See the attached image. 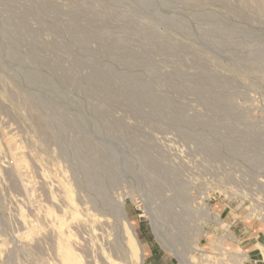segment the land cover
Wrapping results in <instances>:
<instances>
[{
  "label": "rangeland",
  "instance_id": "obj_1",
  "mask_svg": "<svg viewBox=\"0 0 264 264\" xmlns=\"http://www.w3.org/2000/svg\"><path fill=\"white\" fill-rule=\"evenodd\" d=\"M223 212L264 221V0H0V264H243Z\"/></svg>",
  "mask_w": 264,
  "mask_h": 264
},
{
  "label": "crops",
  "instance_id": "obj_2",
  "mask_svg": "<svg viewBox=\"0 0 264 264\" xmlns=\"http://www.w3.org/2000/svg\"><path fill=\"white\" fill-rule=\"evenodd\" d=\"M220 217L229 223L230 241L240 250L243 264H264V221L223 212ZM147 245L146 264H181L170 259L166 253L153 243L150 234L144 232Z\"/></svg>",
  "mask_w": 264,
  "mask_h": 264
},
{
  "label": "bare ground",
  "instance_id": "obj_3",
  "mask_svg": "<svg viewBox=\"0 0 264 264\" xmlns=\"http://www.w3.org/2000/svg\"><path fill=\"white\" fill-rule=\"evenodd\" d=\"M31 179V177H30ZM70 193V192H69ZM64 200V199H63ZM78 208V207H77ZM62 222V221H61ZM65 222V221H64ZM67 223V222H66ZM65 223V224H66ZM63 224V222H62ZM69 224V223H68ZM62 226V225H61ZM64 226V225H63ZM62 226V227H63ZM66 227V226H65ZM32 228H35L34 226ZM31 228V230H32ZM37 228V227H36ZM35 228V229H36ZM59 228V227H58ZM72 228V227H71ZM59 229H62V228H59ZM67 229V228H66ZM72 230V229H71ZM66 231V230H65ZM126 231H127V239H128V243H129V248L131 250V253L133 255V259H135V264H142L143 262V251H142V247H141V244L138 240V238L136 237L135 233H134V230L131 228V226L129 224L126 225ZM67 232V231H66ZM60 233V232H59ZM67 234V233H66ZM68 235L69 234V231H68ZM74 235V234H73ZM72 236V235H70ZM67 239V238H66ZM71 239H74V238H71ZM70 239V240H71ZM68 240V239H67ZM76 239H74L75 241ZM72 242V241H71ZM74 243V242H72ZM70 243V244H72ZM76 243V241H75ZM70 246V245H69ZM66 247V246H65ZM61 249V248H60ZM63 251V250H62ZM64 253V252H63ZM66 254H67V259H64V261L66 262L65 264H72L73 260L76 258V254H75V251L74 249L72 248H68L67 251H66ZM78 255V254H77ZM66 256V255H64ZM63 256V257H64ZM79 256V255H78ZM67 260V261H66ZM78 261V260H77ZM234 264H241L240 261H235L233 262ZM188 264H191V263H188ZM193 264V263H192Z\"/></svg>",
  "mask_w": 264,
  "mask_h": 264
},
{
  "label": "built area",
  "instance_id": "obj_4",
  "mask_svg": "<svg viewBox=\"0 0 264 264\" xmlns=\"http://www.w3.org/2000/svg\"><path fill=\"white\" fill-rule=\"evenodd\" d=\"M257 219L262 220V219H260V218H257ZM219 222H221V220H219Z\"/></svg>",
  "mask_w": 264,
  "mask_h": 264
}]
</instances>
